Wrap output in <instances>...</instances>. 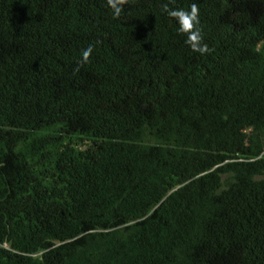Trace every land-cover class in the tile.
Here are the masks:
<instances>
[{"label":"trees","instance_id":"trees-1","mask_svg":"<svg viewBox=\"0 0 264 264\" xmlns=\"http://www.w3.org/2000/svg\"><path fill=\"white\" fill-rule=\"evenodd\" d=\"M0 264H264V0H0Z\"/></svg>","mask_w":264,"mask_h":264},{"label":"clouds","instance_id":"clouds-1","mask_svg":"<svg viewBox=\"0 0 264 264\" xmlns=\"http://www.w3.org/2000/svg\"><path fill=\"white\" fill-rule=\"evenodd\" d=\"M129 2L130 0H107L108 6L112 9L113 18H119L124 11V7L129 4ZM172 2L174 3V0H172ZM163 11L177 22L179 25V32L186 35V43L194 52H198L202 56L211 54L213 49H210L206 43H203V36L199 28L200 10L196 3H192L189 10L170 8L168 4H164ZM92 51V45H89L87 49L82 51V59L77 64L75 69L76 72L80 70L83 64L89 62Z\"/></svg>","mask_w":264,"mask_h":264}]
</instances>
